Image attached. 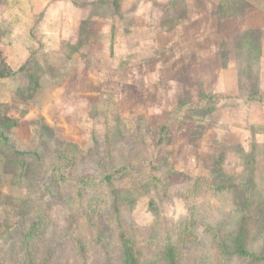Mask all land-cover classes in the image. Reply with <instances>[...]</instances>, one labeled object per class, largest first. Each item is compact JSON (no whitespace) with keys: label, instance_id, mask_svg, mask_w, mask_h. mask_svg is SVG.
I'll list each match as a JSON object with an SVG mask.
<instances>
[{"label":"rangeland","instance_id":"374dc122","mask_svg":"<svg viewBox=\"0 0 264 264\" xmlns=\"http://www.w3.org/2000/svg\"><path fill=\"white\" fill-rule=\"evenodd\" d=\"M77 1L61 24L0 0V264H121V232L140 264H245L237 238L264 264V133L236 95L261 0Z\"/></svg>","mask_w":264,"mask_h":264},{"label":"crops","instance_id":"0c3cea01","mask_svg":"<svg viewBox=\"0 0 264 264\" xmlns=\"http://www.w3.org/2000/svg\"><path fill=\"white\" fill-rule=\"evenodd\" d=\"M74 1H77V0H7L8 2L7 5L18 6L19 8L21 6L23 9L20 8L21 9L20 11H22L21 13L26 17L25 19L27 20H28V17L33 19V17H36L38 14H40L41 11L43 12L45 7H50L51 8L50 9L51 20L59 16V22L62 24L64 16L65 18H67L66 15L71 17V15H73V11L77 13V9L75 8ZM261 2L262 3L253 4L252 8H248L249 10L246 9V15H244L242 18L243 20H246V23L248 26L245 30H242L239 33H237L238 35L239 34L243 35L244 33L246 38L255 37V34L250 33V31L256 29L258 36L261 35V37H264V1L261 0ZM76 3H80V2L77 1ZM100 4H103L102 0H93L91 2L92 6L100 5ZM36 7H39V8H36ZM24 8L25 10H28V11H25ZM81 9H84V8H81ZM15 14L17 15V13ZM96 18L99 20H102V16L100 15H97ZM82 19L84 18L78 17V20L81 21ZM257 38L258 37H256V40L255 38L252 39V46H254V48H256V50L258 51V52L256 51L254 52L256 53V56H255L256 61L254 63V67H255V70L257 71L256 72V75H257L256 91L254 93L247 94L246 90H242L240 88V86L245 82L244 80L245 76H243V78L240 77L241 80L239 77L238 79L236 78L237 79L236 95L244 99V101H246L245 117L247 119L246 125H248L246 130H244V127H243L241 128L242 130L240 131H243L247 135V138L251 137L254 140V142H255V137L257 135H259L260 133L262 134L264 133V77L262 76L264 75V40H262V43H259ZM248 48H252V47L246 46L242 48V50H246ZM236 60H237V57L235 54V61ZM248 87L249 85L247 86V88ZM221 93H224V92H221ZM233 109L234 110L232 111L234 112L231 114L237 115L238 108L234 107ZM231 124L232 126L235 125L234 123H231ZM254 127L258 129H254Z\"/></svg>","mask_w":264,"mask_h":264},{"label":"trees","instance_id":"16d2710c","mask_svg":"<svg viewBox=\"0 0 264 264\" xmlns=\"http://www.w3.org/2000/svg\"><path fill=\"white\" fill-rule=\"evenodd\" d=\"M247 50V51H246ZM246 50H243L244 52L239 53V58L243 59L246 61L249 66L252 68L253 64L255 63L256 59L253 57L251 48H248ZM237 57V55H236ZM238 61V58H237ZM7 75V72L1 67L0 65V78H3ZM257 77V75H256ZM257 80V79H256ZM247 83H243L240 88L242 90H246V93H254L256 91V86H257V81L254 85H250L247 88ZM209 98H212L210 96ZM9 122V121H8ZM0 138L2 140H7L6 137H4L2 134L0 135ZM252 146H255V142L252 139ZM107 180L110 181L111 177L107 175ZM119 243H120V261L121 264H140V248L137 242V239L135 237H132L127 234V232H121L120 237H119ZM242 239H236L233 243V247L230 251H228V255H236L238 259L243 258L245 261H247L245 264H257L258 261H262L263 257L262 256H255V255H250L248 254L247 251H244L242 249ZM78 245H81L80 243ZM84 249V247H83ZM165 258L168 261V264H178V258H179V251L173 247V246H168L165 252Z\"/></svg>","mask_w":264,"mask_h":264}]
</instances>
